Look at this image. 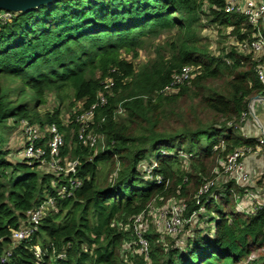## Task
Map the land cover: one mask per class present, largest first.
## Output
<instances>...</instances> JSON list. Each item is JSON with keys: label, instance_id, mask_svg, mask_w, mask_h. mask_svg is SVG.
<instances>
[{"label": "trees", "instance_id": "16d2710c", "mask_svg": "<svg viewBox=\"0 0 264 264\" xmlns=\"http://www.w3.org/2000/svg\"><path fill=\"white\" fill-rule=\"evenodd\" d=\"M225 6L226 0H61L0 24V264H37L36 245L44 253L42 264H264V207L254 215L237 212L243 190L235 181L196 198L215 179L220 161L258 145L241 135L251 99L264 95L258 61L237 46L214 55L202 35L207 27L230 28L239 43L254 40L258 29L245 16L226 13ZM171 32L156 57L137 68L134 61L148 41ZM185 67L195 69L193 79L166 95L173 75ZM107 77L114 79L112 95L90 128L103 141L90 149L79 142L76 123L64 125L61 107L73 98L89 108ZM49 95L59 107L42 114ZM22 122L42 131L58 128L62 155L79 160L82 186L57 201L32 242L18 244L13 231L56 195L58 180L9 158L10 136ZM180 153L190 156L189 171ZM149 160L158 167L152 180L139 169ZM170 199L186 203V221L201 216L202 208L209 212L208 234L197 229L185 249L175 247V240L166 248L146 228L149 258L135 251L123 256V246L136 239L126 229L134 217ZM9 249L11 257L3 262Z\"/></svg>", "mask_w": 264, "mask_h": 264}, {"label": "built area", "instance_id": "2783aa9c", "mask_svg": "<svg viewBox=\"0 0 264 264\" xmlns=\"http://www.w3.org/2000/svg\"><path fill=\"white\" fill-rule=\"evenodd\" d=\"M225 12L228 14L238 13L245 16L248 22L254 28L258 29L259 32L254 36L252 42L239 43L237 41L236 46L241 52L246 51V53L254 55L255 60L258 61L256 72L264 85V35L262 33V31H264V0H244L243 6H238L234 1L226 0ZM15 14L16 13L11 11H0V24L10 22L15 17ZM112 72L115 73V70H112ZM194 73L195 69L193 67H185L182 72L173 75L171 84L165 88L163 92L166 95L177 93L181 86L189 83L193 79L195 76ZM113 86L114 79L112 77H107L103 81V89L97 94L96 101L91 104L89 108L86 107V101L77 102L73 118L68 121H63L64 125L76 123L79 126L78 140L81 144L88 146L90 149H95L96 146L103 141V136L94 133L90 128L96 122L98 109L108 105V97L112 95ZM258 102L264 103V101ZM121 113L120 111V114ZM20 128L24 132V136L22 137L23 146L16 155V157L18 156L16 159L46 174L54 175L58 180L53 183L56 195L49 196L36 209L29 211L27 213V223L13 231L12 240L18 244L21 242H32L38 231L40 222L50 212L57 210V201L73 197L75 191L82 186V180L77 176L78 167L80 165L79 160H71L69 157L62 155V148L65 146L64 136L55 125L48 126L45 131H42L39 126L22 122ZM45 139L47 140L44 145H40V142ZM263 146L264 139H261L256 148L238 149L227 157L225 161V170L235 175V180L233 179V181H235L238 186L250 185L251 182V180L249 181L251 177H249V174L245 171L242 158L246 153L255 152L256 150L261 151ZM157 168V164L152 161L148 166V172H146L145 176L149 180H152V172ZM156 180L158 183L161 182L160 177H157ZM216 186L217 183H215V180L207 181L196 198L199 199L200 195L210 193ZM236 201L237 212L246 215H254L259 208L264 207V194H252L248 191L241 199L237 197ZM179 206L177 210H170L171 219L164 223L165 232L167 230L171 234V231H176L179 227H182L183 223H187L186 219H184V212L187 208L186 203L181 202ZM174 207L175 206H172V209ZM147 214L149 215V213ZM148 215L140 214L134 217L133 225H128L126 228L127 230L132 228L136 239L123 246V252L125 254L135 251L134 253H139L146 259L149 258L150 247L143 232L145 230L143 224ZM196 215L197 214H194V216ZM134 247L138 248L133 249ZM124 253H122V255ZM34 255L37 264H42L44 253L39 245L34 246ZM10 257L11 250L9 249L5 256H3V262L8 261ZM60 257H63V255Z\"/></svg>", "mask_w": 264, "mask_h": 264}, {"label": "rangeland", "instance_id": "374dc122", "mask_svg": "<svg viewBox=\"0 0 264 264\" xmlns=\"http://www.w3.org/2000/svg\"><path fill=\"white\" fill-rule=\"evenodd\" d=\"M230 1L236 2L238 6L244 5V0H230ZM205 8H207V6ZM231 31H232V29H230V28L226 29V28H218V27H207V29H205L203 31L202 35L204 37H206L207 39H209V42H210L209 43V49H210L212 54L218 55V52L221 49H224L228 46H236L237 41L230 35ZM175 33L176 32L166 33V34L162 35L161 37H159L157 40L148 41L147 45L139 52V57L134 61L136 67L139 68V67L143 66L144 64L148 63L149 61H152L156 57V52H157L158 48L164 47L166 42L171 40L174 37ZM244 52L246 53V51H244ZM123 57H125L129 61H132L131 56L124 55ZM218 86L220 87V84H218ZM58 103L59 102L54 95H49V97L47 99V105H45L44 107L41 108V113L44 114L45 112L53 111L54 109L59 107ZM253 104H254V102H250L249 116L247 118H245L244 121L248 119L250 122H253V123L255 122V119H254L253 115L251 114V109H253ZM75 106H76V102L74 103L73 98L68 99V101H66V104H64L61 107L62 121H68L69 119L73 118V115L76 111ZM253 111H254V109H253ZM255 124H256V122L254 123V125ZM256 126H258V125L256 124ZM241 132H242V129H241ZM262 134H263V132H262ZM241 135H243V137H245V138H249L248 135H246V132H242ZM23 136H24L23 130L20 127L19 128L16 127L14 129V132L11 134L8 145H7V149H9L11 152V155L9 156V158L15 162H18V163H21V162L19 161V159H16L18 157V156L16 157V155L19 153V150L22 149V146H23V138L22 137ZM249 139H253V138H249ZM255 140L259 142V140H261V139H255ZM259 149H260V146H259ZM256 152H259V151L256 150L255 152L246 153L245 156L242 158L243 165H244V160L249 155L256 153ZM179 157H181V161L183 160L182 163L184 165V168H186L189 171L191 168L190 167V161H189L190 156L188 154H185V153H180ZM149 163H150V160L141 163L139 166V169L143 174V178H145L147 180H149V179L145 175H146V172H148ZM225 163H226L225 161H220L219 168H217L214 171V173H216L214 180H215V183H217V186L215 187V189H218V191H220V190L224 191L222 186L228 182L233 181V179L235 178L234 174H231L230 172H227L225 170ZM244 168H245V171H247V174H249L248 176L252 177L253 176L252 173L246 169L245 165H244ZM109 170H110L109 166L104 167L102 176L107 177ZM38 172L41 173L42 171L38 170ZM108 179L110 182V180L113 179V175L111 174ZM253 179H254V177H253ZM253 179L250 178L249 181L251 180V182H252ZM251 182H250V185L239 186L240 189L243 190V192H242V194L237 195V197H240V199H241L242 197H244L248 193V191H249V193H252V194L260 193V192L256 191V187L258 186L259 181H257L256 183H251ZM212 197H213V195H212ZM181 202H184V201L172 199V200H169V202H166L165 204H163L161 206L157 203H154L150 207L149 212H148L149 215L147 214L148 216L146 217V220L144 221V224H143L145 229L146 228L148 230L153 229L159 235L161 243H163L166 246V248L170 247L169 246L170 240H172V241L175 240V247H177L179 249H185L187 244H188V240L191 239V237H193L192 231L200 229V230H203L205 234H208L207 229H209L210 227H213V224L210 223L211 218L209 216L210 215L209 212H206L205 209L203 208L200 211L201 216H199V214H197L196 216H194L192 218L191 221H187L186 224L183 223L182 227H179L176 231H173V232L171 231V234L167 230L165 232L164 223L166 221L167 222L170 221V219H171L170 210L171 211L177 210L180 207L179 204H181ZM217 203H218V201H217ZM172 206H175V207L172 209ZM213 217H216V215H213ZM122 253H124V252L122 251ZM123 256H125V253L123 254Z\"/></svg>", "mask_w": 264, "mask_h": 264}, {"label": "crops", "instance_id": "0c3cea01", "mask_svg": "<svg viewBox=\"0 0 264 264\" xmlns=\"http://www.w3.org/2000/svg\"><path fill=\"white\" fill-rule=\"evenodd\" d=\"M253 109L264 128V103L258 101L254 102ZM254 123L250 122L248 119L245 120L241 127L242 132H246L249 138L264 139V130L262 131L261 128L256 126V124L254 125ZM244 165L246 169L252 173L253 176L251 179L254 177L251 183L259 181L256 191L264 194V186L261 185V182L264 184V146L261 148V151L249 155L244 160Z\"/></svg>", "mask_w": 264, "mask_h": 264}, {"label": "water", "instance_id": "95a60500", "mask_svg": "<svg viewBox=\"0 0 264 264\" xmlns=\"http://www.w3.org/2000/svg\"><path fill=\"white\" fill-rule=\"evenodd\" d=\"M61 0H0V11H11L14 13H25L31 10L39 9L41 7L50 5ZM264 101L263 96H256L251 99V102ZM256 124L264 130L262 123L255 116L253 109H251Z\"/></svg>", "mask_w": 264, "mask_h": 264}]
</instances>
